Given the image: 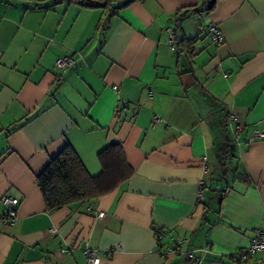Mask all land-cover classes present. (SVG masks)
<instances>
[{
    "label": "crops",
    "instance_id": "obj_1",
    "mask_svg": "<svg viewBox=\"0 0 264 264\" xmlns=\"http://www.w3.org/2000/svg\"><path fill=\"white\" fill-rule=\"evenodd\" d=\"M169 32L176 44L195 40L194 54L174 50ZM67 57L74 67L58 69ZM255 131L264 133V0L119 10L0 0V264H89L86 247L101 264H240L230 257L264 230ZM111 144L132 177L48 210L37 178L51 160L71 146L96 176ZM6 197L17 208L7 225ZM175 240L192 261L169 254ZM246 264H264V253Z\"/></svg>",
    "mask_w": 264,
    "mask_h": 264
},
{
    "label": "trees",
    "instance_id": "obj_2",
    "mask_svg": "<svg viewBox=\"0 0 264 264\" xmlns=\"http://www.w3.org/2000/svg\"><path fill=\"white\" fill-rule=\"evenodd\" d=\"M85 8H103L111 6L119 10L138 0H75ZM195 40H181L178 48L194 54ZM222 43V42H221ZM218 43V44H221ZM102 171L99 175H90L82 160L71 146H67L57 157L51 160L49 166L38 176L37 184L44 197L48 210H58L79 202H92L115 191L133 175V169L128 164L120 144H111L99 153ZM161 235V234H159ZM163 235V234H162ZM245 251L230 257L240 264H246L255 256L242 258ZM188 259V258H187ZM189 261H192L189 259ZM197 263V262H196Z\"/></svg>",
    "mask_w": 264,
    "mask_h": 264
},
{
    "label": "built area",
    "instance_id": "obj_3",
    "mask_svg": "<svg viewBox=\"0 0 264 264\" xmlns=\"http://www.w3.org/2000/svg\"><path fill=\"white\" fill-rule=\"evenodd\" d=\"M209 32H210V35L212 36V39L216 43L223 42L222 36L216 27L210 26ZM169 33H170V45L175 50V47H177L175 36L171 34L172 32H169ZM74 65H75V60L71 57L59 59L56 62V67L61 70L70 69L74 67ZM230 119L233 121L237 120L235 116H231ZM235 136H236L235 137L236 139H239V136L237 134ZM263 139H264V133L261 131H255L253 135L248 139V142L253 143L257 140H263ZM202 198L203 196L200 193L199 199H202ZM3 202L6 206V219L4 220V224L5 225L12 224L16 220V216H17V208L15 205V202L10 197L4 198ZM98 217L99 218L104 217V213H99ZM54 232L55 230L52 228L50 230V233H54ZM61 252L67 253L68 250L64 249V250H61ZM259 252H264V230L257 232L251 246L247 250H245V252L242 254V258L246 259L248 256H255ZM169 254L172 255L173 257L183 254L186 258L191 259V260L194 258V255L190 251H187L185 249L184 242L177 241V240H175V243L172 249L170 250ZM84 256L89 264H101V256H100L99 250L86 247L84 249Z\"/></svg>",
    "mask_w": 264,
    "mask_h": 264
}]
</instances>
